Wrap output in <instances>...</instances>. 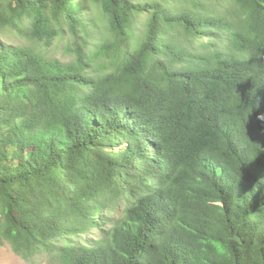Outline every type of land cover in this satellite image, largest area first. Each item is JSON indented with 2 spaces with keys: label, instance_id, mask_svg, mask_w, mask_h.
Masks as SVG:
<instances>
[{
  "label": "trees",
  "instance_id": "16d2710c",
  "mask_svg": "<svg viewBox=\"0 0 264 264\" xmlns=\"http://www.w3.org/2000/svg\"><path fill=\"white\" fill-rule=\"evenodd\" d=\"M5 242L49 264H264V0H0Z\"/></svg>",
  "mask_w": 264,
  "mask_h": 264
},
{
  "label": "rangeland",
  "instance_id": "374dc122",
  "mask_svg": "<svg viewBox=\"0 0 264 264\" xmlns=\"http://www.w3.org/2000/svg\"><path fill=\"white\" fill-rule=\"evenodd\" d=\"M5 38L14 44L24 43V41L14 35L13 32H6ZM62 45V42H56L50 47H45V50L51 57L59 58L62 61L69 60L70 57L66 54ZM115 207L116 208L110 212V216L114 215L117 217L122 214L124 211V202H119ZM95 220H97V217ZM94 230L98 231L97 228H94ZM0 264H49V262L45 256L32 257L30 260L24 259L12 250L9 243L5 242L3 245H0Z\"/></svg>",
  "mask_w": 264,
  "mask_h": 264
}]
</instances>
